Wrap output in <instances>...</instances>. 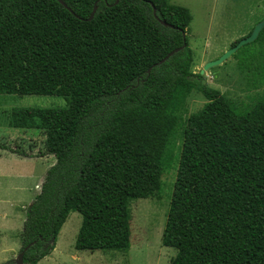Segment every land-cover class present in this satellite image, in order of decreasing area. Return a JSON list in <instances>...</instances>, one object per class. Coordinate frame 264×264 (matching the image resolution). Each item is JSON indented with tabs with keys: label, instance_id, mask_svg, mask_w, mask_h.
I'll return each instance as SVG.
<instances>
[{
	"label": "trees",
	"instance_id": "obj_1",
	"mask_svg": "<svg viewBox=\"0 0 264 264\" xmlns=\"http://www.w3.org/2000/svg\"><path fill=\"white\" fill-rule=\"evenodd\" d=\"M62 1L72 13L57 0H0V95L66 100L64 108L11 112L9 127L41 131L40 157L55 159L26 208L23 264L51 254L72 212L82 216L76 250L127 251L128 203L158 197L179 130L161 237L176 251L171 264H264V95L241 111L202 83L183 37L192 21L186 7ZM256 40L250 59L264 71V28ZM192 92L206 103L182 120Z\"/></svg>",
	"mask_w": 264,
	"mask_h": 264
},
{
	"label": "rangeland",
	"instance_id": "obj_2",
	"mask_svg": "<svg viewBox=\"0 0 264 264\" xmlns=\"http://www.w3.org/2000/svg\"><path fill=\"white\" fill-rule=\"evenodd\" d=\"M169 2L186 7L192 15L186 35L193 53L194 73L201 70L206 62L217 59L235 41L247 37L254 25L264 18V0ZM259 42L255 40L242 46L223 64L202 75L204 85L218 90L241 111L250 108L264 95L262 63L258 59H250V55L260 49ZM243 59L244 64H249L246 70L239 67ZM205 103L201 94L192 92L185 100L182 120L200 111ZM64 107L66 100L62 97L0 95V233L1 236L6 233V250L13 244H19L14 246L11 254L6 251L0 255V260L4 256L16 259L26 208L34 200L36 189L41 187L46 171L55 162L53 156L40 158L45 150V135L41 131L9 127L11 112L16 109ZM29 138L33 141L29 142ZM180 143L179 130L169 146L173 164L161 177L162 188L158 197L131 199L128 203L131 220L130 248L127 251H77L74 243L82 218L78 213H70L61 228L49 262L42 264H171L176 251L163 246L161 237L176 178V155ZM22 150L34 159L30 161L12 155L22 156L19 154ZM31 150L34 155L29 153Z\"/></svg>",
	"mask_w": 264,
	"mask_h": 264
},
{
	"label": "water",
	"instance_id": "obj_3",
	"mask_svg": "<svg viewBox=\"0 0 264 264\" xmlns=\"http://www.w3.org/2000/svg\"><path fill=\"white\" fill-rule=\"evenodd\" d=\"M57 1L63 7H65L68 11H70V9L65 5V3L62 0H57ZM118 1L119 0H116L114 4H117ZM96 10H97V6H96V3H95V5L93 7V10H92L90 16L88 17L87 21H91L93 19ZM153 14L155 15V9L154 8H153ZM161 24L163 26H165V27H170L168 24H166L164 22H161ZM263 28H264V18L254 25V27L251 30V33L247 37H245V38L241 39L240 41H238V43L236 45H234L233 47L229 48L222 55H220L217 59L206 62L202 66L201 70L199 71V75L202 76V75H204L205 72L209 71L210 69L220 66L227 59H229L242 46L254 42L258 38V36H259V34H260V32H261V30ZM183 37L185 38V33L183 34ZM185 46H186V44H184L182 47H180L178 49H175V50L171 51L162 60H160L158 62V64H162L164 61H166L168 58H170L174 53H177L178 51H180ZM149 70H148V72H149ZM27 248H29V246L26 247L25 250H27ZM23 254H24V251L23 252H20L17 255L16 259H14V263L15 264H23Z\"/></svg>",
	"mask_w": 264,
	"mask_h": 264
},
{
	"label": "crops",
	"instance_id": "obj_4",
	"mask_svg": "<svg viewBox=\"0 0 264 264\" xmlns=\"http://www.w3.org/2000/svg\"><path fill=\"white\" fill-rule=\"evenodd\" d=\"M33 135H31V137H32ZM29 142H32L33 141V139L32 138H29V140H28ZM15 150V149H14ZM22 152L23 153H25V154H27V156L25 157V156H18V155H16V154H12L13 156H16V157H19V158H21V159H26V160H30L31 161V159H34V158H30V156H28V155H30V154H28V152H25V151H23L22 150ZM29 153H31L32 155H34V153H33V151L31 150V152H29ZM44 157V156H43ZM41 158V157H40ZM26 178L27 177H25L24 179L26 180ZM23 179V180H24ZM37 190V194L40 192V187L38 188V189H36ZM39 190V191H38ZM36 194V195H37ZM35 198V197H34ZM72 213H77V212H72ZM79 214V213H78ZM81 216V215H80ZM81 218H82V216H81ZM81 224H82V221H81ZM80 227H81V225H80ZM80 227H79V230H80ZM79 230H78V232H79ZM61 231V230H60ZM78 234V233H77ZM76 238H77V236H76ZM7 239H6V233H5V235H3V236H1V233H0V255H2V254H5V253H12V251L14 250L13 248H14V246H16V245H18L19 246V244L17 243V244H13L14 246H12L10 249H8V250H6L5 248H8V244H5V241H6ZM75 242H76V240H75ZM19 248V247H18ZM74 248H75V243H74ZM76 249V248H75ZM7 251V252H6ZM19 251V250H18ZM54 251V250H53ZM53 251L51 252V254H49L48 256H46L45 258H43V259H41V260H39L36 264H42V262H49L48 260H49V256H51L52 254H53ZM77 251H79V250H77ZM6 256H4V258L3 259H1L0 260V264H3V263H5L6 261H9V260H11L12 258H5Z\"/></svg>",
	"mask_w": 264,
	"mask_h": 264
},
{
	"label": "flooded vegetation",
	"instance_id": "obj_5",
	"mask_svg": "<svg viewBox=\"0 0 264 264\" xmlns=\"http://www.w3.org/2000/svg\"><path fill=\"white\" fill-rule=\"evenodd\" d=\"M186 36H187V35H186V33H185V38H186ZM199 71H200V70H199ZM199 71H198L197 73H199Z\"/></svg>",
	"mask_w": 264,
	"mask_h": 264
}]
</instances>
